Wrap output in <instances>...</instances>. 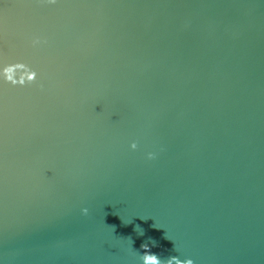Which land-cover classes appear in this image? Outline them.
Segmentation results:
<instances>
[{
	"label": "water",
	"instance_id": "water-1",
	"mask_svg": "<svg viewBox=\"0 0 264 264\" xmlns=\"http://www.w3.org/2000/svg\"><path fill=\"white\" fill-rule=\"evenodd\" d=\"M145 252L264 264V0H0V264Z\"/></svg>",
	"mask_w": 264,
	"mask_h": 264
},
{
	"label": "clouds",
	"instance_id": "clouds-1",
	"mask_svg": "<svg viewBox=\"0 0 264 264\" xmlns=\"http://www.w3.org/2000/svg\"><path fill=\"white\" fill-rule=\"evenodd\" d=\"M22 66V63H15V64H9V65H6V76H5V80L6 81H10L12 84H20V85H23L25 83V81H28V82H31L33 81L35 78H36V73L35 71H31L29 73H27L26 76H21L19 79L15 78L14 75H13V68L14 67H21ZM131 148L135 149L136 148V144L135 142H133L131 145H130ZM153 153H148V157L149 158H152L153 157ZM82 213L84 214H87L88 212V209L87 208H84V209H81ZM143 235V234H141ZM153 244H155V242H152ZM142 248H145L147 249L148 248V244L147 243H144L141 245ZM142 259H143V264H161V261L160 259L157 257V255L155 254H151V253H148V252H145L143 255H142ZM176 259L175 257H171L167 262L166 264H171V261ZM179 264V262H178ZM183 264H193V261L191 259H186Z\"/></svg>",
	"mask_w": 264,
	"mask_h": 264
}]
</instances>
